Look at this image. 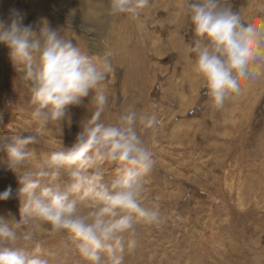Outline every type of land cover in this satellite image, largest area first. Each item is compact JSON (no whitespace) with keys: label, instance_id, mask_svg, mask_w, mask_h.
I'll use <instances>...</instances> for the list:
<instances>
[{"label":"rangeland","instance_id":"374dc122","mask_svg":"<svg viewBox=\"0 0 264 264\" xmlns=\"http://www.w3.org/2000/svg\"><path fill=\"white\" fill-rule=\"evenodd\" d=\"M187 0H150L137 18L108 16L109 3L87 17L72 0H0V19L18 10L25 25L50 27L95 60L105 56L108 105L101 119L116 123L129 107L156 114L155 130L137 131L156 162L145 196L159 197L162 223L140 226L124 264H264V77L242 81V93L215 109L191 72L192 26ZM248 22L264 23V0H234ZM119 48V49H118ZM91 96V94H90ZM90 96L69 106L60 125L40 131L37 155L71 147L92 112ZM28 90L8 49L0 44V135L36 131L27 113ZM6 160V153L0 152ZM110 168L105 179H110ZM0 216L19 219L21 187L0 164ZM50 264H86L63 235L37 228Z\"/></svg>","mask_w":264,"mask_h":264},{"label":"clouds","instance_id":"9594fccd","mask_svg":"<svg viewBox=\"0 0 264 264\" xmlns=\"http://www.w3.org/2000/svg\"><path fill=\"white\" fill-rule=\"evenodd\" d=\"M150 0H109L107 15L137 18ZM192 26L191 72L215 109L242 93V81L264 77V23L248 22L234 0H187ZM12 10L0 19V44L8 49L28 90L30 120L36 131L9 129L0 135V164L19 185V219L0 216V264H50L51 251L37 240V228L66 237L86 264H124L140 236V226L162 223L159 197L145 196L146 179L155 168L151 150L137 131L155 130V113L129 107L116 123L101 117L108 105L106 81L113 67L105 56L95 60L44 20L38 30ZM91 94V96H90ZM90 96L92 112L71 147L37 155L40 131L62 124L69 106ZM110 168L114 174L105 179ZM12 196L11 186L0 200Z\"/></svg>","mask_w":264,"mask_h":264},{"label":"bare ground","instance_id":"6f19581e","mask_svg":"<svg viewBox=\"0 0 264 264\" xmlns=\"http://www.w3.org/2000/svg\"><path fill=\"white\" fill-rule=\"evenodd\" d=\"M83 9L87 17H92L94 9L102 8L105 3H109V0H72ZM119 49V48H118Z\"/></svg>","mask_w":264,"mask_h":264}]
</instances>
